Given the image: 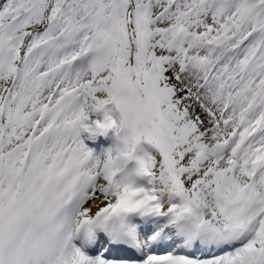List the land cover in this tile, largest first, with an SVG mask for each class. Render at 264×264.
<instances>
[{"label": "snow or ice", "instance_id": "6c2138e0", "mask_svg": "<svg viewBox=\"0 0 264 264\" xmlns=\"http://www.w3.org/2000/svg\"><path fill=\"white\" fill-rule=\"evenodd\" d=\"M0 264H264V0H0Z\"/></svg>", "mask_w": 264, "mask_h": 264}, {"label": "rangeland", "instance_id": "374dc122", "mask_svg": "<svg viewBox=\"0 0 264 264\" xmlns=\"http://www.w3.org/2000/svg\"><path fill=\"white\" fill-rule=\"evenodd\" d=\"M85 142V141H84ZM85 145H86V147H88V148H94L95 149V147H92L89 143H87V142H85ZM97 150V149H96ZM98 150H99V147H98Z\"/></svg>", "mask_w": 264, "mask_h": 264}, {"label": "bare ground", "instance_id": "6f19581e", "mask_svg": "<svg viewBox=\"0 0 264 264\" xmlns=\"http://www.w3.org/2000/svg\"><path fill=\"white\" fill-rule=\"evenodd\" d=\"M87 142H88V140H87ZM89 142H90V141H89ZM89 142H88V143H89Z\"/></svg>", "mask_w": 264, "mask_h": 264}]
</instances>
